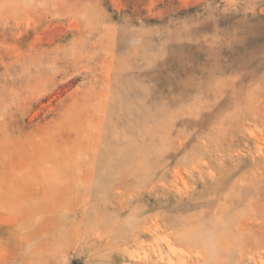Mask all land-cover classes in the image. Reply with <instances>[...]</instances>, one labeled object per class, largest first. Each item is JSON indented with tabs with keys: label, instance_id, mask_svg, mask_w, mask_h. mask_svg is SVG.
Masks as SVG:
<instances>
[{
	"label": "rangeland",
	"instance_id": "obj_1",
	"mask_svg": "<svg viewBox=\"0 0 264 264\" xmlns=\"http://www.w3.org/2000/svg\"><path fill=\"white\" fill-rule=\"evenodd\" d=\"M0 264H264V0H0Z\"/></svg>",
	"mask_w": 264,
	"mask_h": 264
}]
</instances>
